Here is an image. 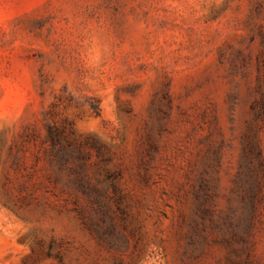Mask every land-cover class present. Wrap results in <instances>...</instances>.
Segmentation results:
<instances>
[{"label": "rangeland", "instance_id": "obj_1", "mask_svg": "<svg viewBox=\"0 0 264 264\" xmlns=\"http://www.w3.org/2000/svg\"><path fill=\"white\" fill-rule=\"evenodd\" d=\"M49 125L102 146L95 180L121 173L136 249L101 246L50 182ZM201 189L239 238L186 261ZM119 261L264 264V0H0V264Z\"/></svg>", "mask_w": 264, "mask_h": 264}, {"label": "trees", "instance_id": "obj_2", "mask_svg": "<svg viewBox=\"0 0 264 264\" xmlns=\"http://www.w3.org/2000/svg\"><path fill=\"white\" fill-rule=\"evenodd\" d=\"M70 134L74 135V132L70 131ZM46 142L50 182L61 184L65 189H73L86 202L82 207L78 205V200L75 201L74 210L81 224L101 246L110 251H122L131 243L136 249L144 238V224L126 203L128 196L118 185L121 173L105 167L98 170L95 180V174L91 176L88 172L85 157L87 146L97 151L100 157L98 165H107L111 161L110 158H102V146L96 141L70 140L66 129L57 125L48 126ZM103 182L109 183L110 190L103 186ZM211 202V196L204 189L195 191L192 212L180 216V225L186 228L181 237L184 244L183 259L186 261L201 257L204 246L209 242L223 244L236 252L234 243L239 236L234 229L227 227L231 226L227 217L215 215ZM116 264L124 263L119 261Z\"/></svg>", "mask_w": 264, "mask_h": 264}]
</instances>
